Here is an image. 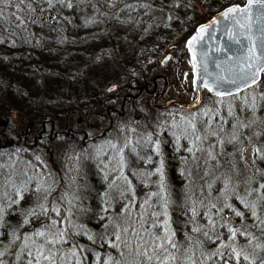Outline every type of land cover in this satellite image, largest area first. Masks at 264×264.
Returning a JSON list of instances; mask_svg holds the SVG:
<instances>
[{
  "label": "trees",
  "instance_id": "16d2710c",
  "mask_svg": "<svg viewBox=\"0 0 264 264\" xmlns=\"http://www.w3.org/2000/svg\"><path fill=\"white\" fill-rule=\"evenodd\" d=\"M242 2L71 0L67 7L53 0L49 7L46 0H34L32 7L41 10L27 14L34 22L26 27L10 24L6 13L0 26V139L17 148L19 138L12 141L4 133L25 114L42 127L55 126L51 140H78L80 131L67 130L66 123L80 110L77 99L107 101V84L121 79L146 52L178 46L175 29L186 38L216 11ZM124 78L119 96L134 93L130 86L150 84L146 77ZM132 113L122 132H114L119 144L82 160L65 152L47 162L44 184L28 169L27 153L19 152L9 168L0 167L3 264H29L25 246L43 240L36 236L41 231L56 233L57 239L63 233V241L52 246L63 264H260L264 106L223 121L214 141L200 137L186 143L188 137L180 140L169 127L170 138L158 150L136 133L138 126H131L139 114ZM160 121L157 116L156 124ZM142 122L155 133L157 125ZM247 122L254 137L242 128ZM204 125L214 127V120ZM17 130L18 125L10 135ZM247 144L254 147L252 162L241 160Z\"/></svg>",
  "mask_w": 264,
  "mask_h": 264
},
{
  "label": "rangeland",
  "instance_id": "374dc122",
  "mask_svg": "<svg viewBox=\"0 0 264 264\" xmlns=\"http://www.w3.org/2000/svg\"><path fill=\"white\" fill-rule=\"evenodd\" d=\"M244 1L245 0L238 4H243ZM179 5L182 6L181 3ZM175 37L178 46L171 51V58L166 66H160L159 64L160 58L165 53V48L160 49L154 54L151 52L147 54L146 52L145 56H143L144 58L142 57L139 59L140 61L138 64L128 66L123 75L121 74V79L107 84L105 87L106 90L110 85H116V88L111 91L107 90L109 94L107 93L104 95L107 101L104 102L103 100V103H100L98 98L95 100H86L85 98L77 99L76 104H78L80 110L74 114L72 119H68L66 123L67 130H69L70 127L71 130L80 131L77 137L79 138L78 140H68L66 144H63L58 139L55 140V138L51 140V128H49L50 126L48 124L42 127L38 122L31 120L30 116L21 114L15 124L13 122L12 125L6 127L4 133L5 137L7 136L8 138L10 136L9 139L12 141L16 139L14 137L19 138V142L16 145L17 148L9 147V142L0 139V167L6 165V168H9L18 160L17 154L21 152L27 153L29 156L28 159L30 160L28 169H31L35 177H37V183L44 184L49 175L47 162L60 155L63 156L65 152H67L65 154L70 155L71 159L82 160L89 155L94 156L101 150L106 151L119 144L120 135L114 132H122L126 124L131 122L133 118L132 111H138L139 114L137 117L138 122L131 126H138L136 133L142 135V138H144L147 144L152 146L154 150H158V147L164 146L165 142L170 138L166 132L169 127H173L177 130L180 140L182 139L181 136L185 138L188 137L186 143L193 144L196 138L200 137L214 141L217 140L218 137V134L214 132L223 121H226L230 117L231 119L236 118L235 115L237 114L235 113L237 112H239L241 116H244L245 109L253 110L258 104L264 106V70L261 73L260 80L256 84L237 94L221 97L222 99L218 101L212 100V94L204 89L201 103L193 110H183L174 104L165 109L153 107L151 104L153 95L163 88V81L160 78L156 79L157 85L154 94H148L142 91L136 98H131L133 102L126 100V98L125 102L122 104L123 96H119L118 87L124 86V83H126L124 76H127L128 80L130 77L137 79L146 77L150 82L148 89L151 90L153 77L157 74L166 75L168 87L162 97L157 100V103H164L167 99L172 97H177L183 102L188 103L194 99L195 92L191 82V63L185 46L187 37L184 38L180 29H175ZM139 85L141 84L138 83L134 85L135 89L132 95H136V87ZM108 97L109 100L107 99ZM110 98H115L116 103L111 104ZM258 101L260 102L257 103ZM109 107L115 110L108 111L107 109H109ZM151 108H155L159 110V112H153ZM221 109L222 112L220 111ZM229 109H231V111ZM141 114L146 115V119H143ZM117 116L122 117L117 118ZM157 116L160 117L161 120L159 124H156ZM212 119L214 120V127L207 125L205 128L204 124H209ZM78 120H80V122H78ZM143 120L148 122L150 128H155L157 125L155 133L152 129H148L144 125L142 126L143 122L141 123V121ZM205 120L207 122H205ZM17 125L18 130L16 133L10 135L9 131L13 127H17ZM247 127H252L249 122L242 126V128L245 129ZM111 128H115V130L110 132L109 130ZM246 130L252 135L251 137H254L251 128ZM109 132L111 134H108ZM208 133L210 135H208ZM69 136H71L70 132ZM36 143H38L37 147H35ZM246 143H249V141ZM240 155L242 161L252 162L254 158L253 145L247 144L242 147ZM6 171L8 173L9 169H6ZM4 181L5 179H2V182Z\"/></svg>",
  "mask_w": 264,
  "mask_h": 264
},
{
  "label": "water",
  "instance_id": "95a60500",
  "mask_svg": "<svg viewBox=\"0 0 264 264\" xmlns=\"http://www.w3.org/2000/svg\"><path fill=\"white\" fill-rule=\"evenodd\" d=\"M246 4L247 0L243 4L234 3L222 8L208 20L198 24L193 33L187 37L185 46L191 63V82L195 92L191 102H183L177 97H172L164 103H157V100L162 97L168 87L167 77L164 74H157L153 77L151 90L146 85H139L136 87V95L130 94L128 97L136 98L143 90L145 93L154 94L157 85L156 79L160 78L163 81V88L153 95L151 100L153 107L165 109L174 104L183 110H193L201 103L204 89L214 96L226 97L256 84L264 70V32L261 31L264 28V16L259 15L257 7H253L249 13L231 14V19L222 15L230 7L239 6L243 8ZM203 26L207 27L202 34V39L195 41L192 49H190L188 46L189 39L196 35ZM253 46L255 47L254 55L249 51ZM175 47V44H170L167 47L159 60L160 66L167 65L171 58V51ZM193 53L196 55L195 68L193 67ZM250 72H258L255 83L251 82V76L247 77V83L244 79L239 78ZM233 80L236 83H232ZM205 83L208 87L204 86ZM114 88L116 85L112 84L107 90L111 91ZM209 88L212 91H209ZM217 92L225 94L217 95Z\"/></svg>",
  "mask_w": 264,
  "mask_h": 264
},
{
  "label": "snow or ice",
  "instance_id": "6c2138e0",
  "mask_svg": "<svg viewBox=\"0 0 264 264\" xmlns=\"http://www.w3.org/2000/svg\"><path fill=\"white\" fill-rule=\"evenodd\" d=\"M34 0H0V26L3 25L4 23V17L6 13L9 16V23L14 25L15 27H26V24L28 22H34V21H29L28 20V13H33L38 10H41L39 8V5L36 7H32ZM58 3H63L67 7H72L71 0H56ZM46 3L49 5V7H53V0H46ZM21 5H23V8H21ZM9 7L14 8L19 10L21 13L20 15L17 14V11H11L8 12ZM253 7H257L259 10V15L264 16V0H247V4L245 7L241 8L239 6L236 7H230L228 8L222 15L225 18L231 19L232 16L231 14L235 13H249L251 12ZM237 23H239L237 21ZM243 27V25H241ZM207 26H203L200 28L199 32L192 36L189 41H188V46L190 49H192L194 42L197 41L198 39H202V34L205 32ZM0 31H2V27H0ZM262 32H264V28L261 29ZM253 55L255 52V47L253 46L252 49L249 50ZM196 60V55L193 53V67H196L195 64ZM258 75V72H250L246 73L245 76L239 77L240 79H244L245 82L247 83V77L251 76L252 83H255V77ZM232 83H236L235 80L231 81ZM205 87H208V85L205 83ZM209 91H212L211 88H209ZM225 93H220L217 92V95H224ZM230 94V93H228ZM264 187V186H262ZM153 195H159L158 193H154ZM43 211V208L41 209ZM239 215V213H237ZM124 231H127V229H124ZM236 232L232 231V236L235 237ZM36 236L38 237H43L44 239L41 240L39 243H37L36 240L31 241V246H25L27 248V256L30 257L31 259L29 260V264H63V261L61 260L59 250L53 251V245L60 243L63 241V233H59V239H57V234L56 233H45L43 231L37 232ZM51 236V239L49 237ZM91 238V237H89ZM31 239V238H29ZM115 240H120V236L116 235ZM66 242V241H65ZM170 243V241H169ZM116 245L113 244V247ZM175 245H173L174 247ZM75 248H79V245H75ZM34 250V251H33ZM166 251V249H165ZM4 255L3 252H0V257ZM73 258L75 257L76 253L73 251L71 253ZM151 259V257H149ZM244 259H247V257H244ZM0 264H3V261L0 260ZM260 264H264V258H261Z\"/></svg>",
  "mask_w": 264,
  "mask_h": 264
},
{
  "label": "flooded vegetation",
  "instance_id": "af4514ba",
  "mask_svg": "<svg viewBox=\"0 0 264 264\" xmlns=\"http://www.w3.org/2000/svg\"><path fill=\"white\" fill-rule=\"evenodd\" d=\"M142 85H146V86L148 87L147 84H142ZM130 88H131L132 90H134V89H135V86H130ZM143 92H144V90H143ZM128 95H130V93H128V94H124V95H123L122 104L125 102V99H126V98H130V97H128ZM110 103H111V104H115V103H116V99H115V98H110ZM107 110L109 111V110H115V109H112V107H109V109H107ZM78 122H80V120H78ZM51 129H54V127L51 126ZM54 130H55V129H54ZM54 130H53V132H54Z\"/></svg>",
  "mask_w": 264,
  "mask_h": 264
}]
</instances>
